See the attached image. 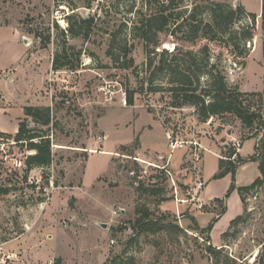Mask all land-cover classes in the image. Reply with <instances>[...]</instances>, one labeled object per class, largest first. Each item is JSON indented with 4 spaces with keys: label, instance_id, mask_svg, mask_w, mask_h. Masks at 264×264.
I'll return each mask as SVG.
<instances>
[{
    "label": "rangeland",
    "instance_id": "1",
    "mask_svg": "<svg viewBox=\"0 0 264 264\" xmlns=\"http://www.w3.org/2000/svg\"><path fill=\"white\" fill-rule=\"evenodd\" d=\"M214 1L103 0L98 7L94 0H0V24L19 30L20 47L29 43L31 53L27 71L20 70L27 72L26 79L20 77L27 84L26 93L15 106L0 108V133L17 130L24 103L50 105L58 123L51 135V165L34 167L27 183L0 196V264L215 263L206 251V234L192 230L187 217L200 209L193 201L179 200L188 199V190L200 182L199 167L205 166L207 180L215 179L219 159L213 151L218 146L220 158L241 147L239 154L246 161L239 166L237 184L246 186L262 176L264 126L245 127L232 114L201 123L194 107L172 105L170 88L184 73L192 79L199 75L205 85L210 79L206 72L212 69L229 85L257 92L252 99L264 117V29L262 0ZM170 2L180 5L168 7ZM216 3L226 10L241 4L246 13L224 32L214 25L210 30L206 25L212 23ZM83 8L94 11L83 13ZM162 13L169 15L164 30L146 32L143 22ZM82 15L94 17L88 36L87 26L80 24ZM69 22L75 25L73 34L65 31ZM248 26L254 27L250 39L240 34ZM5 31L12 47L13 30ZM40 33L52 36L47 48H41ZM63 49L74 61L80 52L78 70L52 69L55 54ZM105 81L127 89L134 104L122 106L119 94L114 103L105 102L101 90ZM4 82L1 88L8 90ZM168 133L188 141L186 148L171 151ZM252 134L257 136L248 138ZM192 141L210 148L200 153L197 163ZM29 153L0 137V183L7 178L22 181ZM170 161L180 164L173 168ZM161 168L167 170L165 175ZM139 181L147 192L138 190ZM225 184L212 181L208 195L224 196ZM158 187L164 191L155 192ZM256 191L245 194L247 210L245 219L232 229L236 235L224 239L221 235L218 244L211 237L221 248L219 264H264V178ZM164 196L173 198L158 204ZM141 206L154 215L165 213L183 231L136 234L128 224ZM235 215L232 201L227 218ZM198 222L209 223L206 215H199Z\"/></svg>",
    "mask_w": 264,
    "mask_h": 264
},
{
    "label": "trees",
    "instance_id": "2",
    "mask_svg": "<svg viewBox=\"0 0 264 264\" xmlns=\"http://www.w3.org/2000/svg\"><path fill=\"white\" fill-rule=\"evenodd\" d=\"M170 1V0H169ZM204 1H213L214 0H204ZM178 3H169L168 7L174 6L178 7ZM263 7V29H264V0H262ZM166 9V7H164ZM212 12V23H208L206 26L212 30L213 25L216 28H221V32H224L226 29L230 28L233 23L242 17L246 11L244 6L239 4L235 9H224L221 3H216L211 8ZM70 14H73L70 13ZM253 19H255V14H249ZM68 16V17H67ZM72 15H66L67 19H70ZM82 15L80 24L82 27L87 26V31L85 36H88L90 33L91 25L94 23V17H84ZM171 16V15H170ZM195 17V14L193 15ZM169 20V15L162 13L161 15L153 18H148L145 24L146 32H151V30H164V27L167 25ZM70 23V22H69ZM69 28L65 29L66 32L75 33L74 23H70ZM225 24V28L223 27ZM193 28H197V24L191 25ZM254 27L243 28L240 34L244 38L250 39L253 37ZM145 38L150 40V37L145 33ZM37 38L41 43V48H47L51 42L52 36L50 34L43 35L38 34ZM125 55L129 53V49L125 48ZM111 47L108 49V54H111ZM262 52L264 56V41L262 44ZM80 52L77 54V59L71 58V54L63 49L62 51L55 54V57L52 62L53 70H78L80 68ZM165 61L162 60V63ZM165 65H159L160 69H163ZM213 66V65H212ZM211 66V67H212ZM210 76V79L207 84L201 85L199 75H196L195 79H192L189 73H184L182 78L179 79L175 86L171 87L170 90L173 94L172 105L174 107H184L192 106L195 108L198 120L201 123L209 121L211 118L222 117L226 114H232L238 118L242 125L248 128H253L255 125L264 126V117L260 111L254 105L252 99L253 96L257 95V92H245L242 91L238 86L229 85L225 80V77L222 73L215 72L212 69H209L206 72ZM128 103L129 105L134 104V96L132 93L128 94ZM54 114L52 113V107L50 105H27L24 107V117L19 121V127L15 134L0 133V137L3 140L8 142L14 141L22 150L28 152L24 160L25 169H23L22 181L13 178H7L0 183V196L4 194H9L10 192L17 190L21 187V182H28V172L34 167H45L50 166L53 162L54 153H53V141L52 134H54V127L57 126ZM176 137L177 135H174ZM257 135L252 134L248 138L255 137ZM126 149V147H123ZM127 150V149H126ZM225 158L219 159V170L214 175L215 179L223 178L224 176L231 175V184L227 189L223 197H216L211 201L213 207L207 205L202 206L203 211H213L215 215L211 218L207 226L201 227L196 216L194 214L185 215L192 221V230L200 231L203 234H206V238L209 242V245L206 247V251L215 261L214 264H219V258L221 254V248H217L211 242V232L215 224L218 222L220 217L225 214L227 211V199L231 196L234 190H237L240 198L244 205V211L241 215L236 216L230 221V226L222 234V238H226L229 235H236L232 233V229L235 225H238L245 219L246 214V204H245V194L251 192L256 186L262 185L264 178V154L261 152L260 156L263 158L260 163V170L262 177H258L251 184L246 186H238L236 184V172L238 167L243 164L246 160L242 158L238 151L235 148H231L225 152ZM135 163V162H134ZM161 172H164L163 175L167 172L165 168L160 169ZM165 179V178H164ZM49 180V179H48ZM141 182V183H140ZM138 190L142 193L147 192V189H144V183L139 181ZM164 187H158L154 191L163 192ZM149 190V189H148ZM173 197H162L158 204L171 200ZM137 217L134 221L129 222V227L132 228L136 234H156L164 230L183 231V229L176 223L168 220V217L165 213L161 215H154L153 212L146 206H141L136 209ZM128 225H126L128 228ZM185 230V229H184Z\"/></svg>",
    "mask_w": 264,
    "mask_h": 264
},
{
    "label": "crops",
    "instance_id": "3",
    "mask_svg": "<svg viewBox=\"0 0 264 264\" xmlns=\"http://www.w3.org/2000/svg\"><path fill=\"white\" fill-rule=\"evenodd\" d=\"M10 28H11V30H13L11 33V36H10L14 42L12 47L8 46L10 34H8L5 31V29H10ZM21 40H22V33L19 30H17L15 27H12V25H10V24H3V25L0 24V62L7 63L6 66H1V63H0V83H2V79H5L6 82H4V85L8 87V90L2 89L1 85H0V100H2V102H3V104L1 105L0 108L2 110H5L7 107L15 106V104L17 103V99L21 98L23 92L26 93L25 91L27 88V84L22 83V81H20V77H21V80L23 79L24 76L26 79L27 78L26 77L27 72L26 73L25 72L20 73V70L23 67L25 69V67H27V65L28 66L30 65L31 53L29 52V46H30L29 43L28 44L25 43L24 47H20ZM2 67H4L6 71L3 70ZM25 71H27V70L25 69ZM3 72H5L4 75H3ZM31 85H33L32 79L28 85L29 90L32 89ZM30 92L32 95L33 94L32 90ZM27 105H34V104L24 103L22 106L20 105L21 108H23V114H21L19 116L18 121H20V119L22 117H24V107ZM18 127H19V122H18L17 130H18ZM17 130L13 134H15L17 132ZM240 148H238L239 153H240V151H239ZM217 149L218 150H215L213 152L216 154L218 159H220V154H219L220 147L218 146ZM207 150L209 151L210 148H207ZM207 150H205V151H207ZM169 164L171 166H173V168H174L175 166H178L180 163L178 165H175L174 163L172 164V161H170ZM238 169H239V167H238ZM238 169H237V172H238ZM237 172H236V176H237ZM199 174H200L199 175L200 176V182L204 185V187L200 191V194L198 195V199L201 201V203L203 205L213 207L211 204V201L214 198L222 197L223 195H222V193L221 194H214L213 193L210 196L208 195L207 192L212 185V181L219 180V179L224 180L226 182L225 187H224V192H225V191H227V189L229 188V186L231 184V175L228 174V175L224 176L223 178H218V179H213L211 177L207 180L205 177V166L204 165L199 167ZM237 185L242 186L239 184H237ZM232 201H234V204L236 206V215H241L244 211V205H243V202L240 198V195H239L237 190H234L232 192L231 196L227 200V211L225 212V214H223L220 217V219L218 220V222L215 224L214 228L212 229L211 237H212V241L214 244L220 243L221 235L223 234V232L228 230V228L230 226V221L232 219H234V218H232L233 216H229L227 218V215L229 213V209L231 207ZM194 215L196 216L197 220L199 219V215H206L207 221L209 222L211 220V218L215 215V213L213 211H203L202 209H200ZM224 220H225V222L223 224ZM221 224H223V225L220 228H218L219 232L217 233V235H215V231L217 230V227ZM206 225L200 224L201 227H205Z\"/></svg>",
    "mask_w": 264,
    "mask_h": 264
},
{
    "label": "built area",
    "instance_id": "4",
    "mask_svg": "<svg viewBox=\"0 0 264 264\" xmlns=\"http://www.w3.org/2000/svg\"><path fill=\"white\" fill-rule=\"evenodd\" d=\"M96 1L97 6L99 7L103 2V0H94ZM80 10V9H78ZM89 12H93L94 9L87 8ZM82 12V11H81ZM117 85L119 83H114L112 81H105L103 86L101 87L103 96L105 98V102H108L109 104H112L116 101V95H118L119 102L122 106H127L128 103V91L127 89H123L122 87L117 88ZM168 138H169V146L171 151H173L176 148H186V145L188 144V141H184L178 137H174L171 133H168ZM192 145V152L195 154L194 161L197 163L200 161V153L203 152V150H207V148L203 147L199 142L197 141H192L190 142ZM202 183L199 182L195 187H192L191 189L188 190V199H180V203H187L188 201H193L194 205L196 208L202 209L203 204L201 201L198 199L199 191L202 188ZM258 189V186H256L251 192L255 193L257 192L256 190ZM175 193L178 194V187L175 189ZM190 199V200H189ZM196 200V201H195Z\"/></svg>",
    "mask_w": 264,
    "mask_h": 264
},
{
    "label": "water",
    "instance_id": "5",
    "mask_svg": "<svg viewBox=\"0 0 264 264\" xmlns=\"http://www.w3.org/2000/svg\"><path fill=\"white\" fill-rule=\"evenodd\" d=\"M87 11H88V10H87L86 8H83V9H82V12H83V13H86ZM25 39H26V42H27L28 39H27V38H25Z\"/></svg>",
    "mask_w": 264,
    "mask_h": 264
}]
</instances>
